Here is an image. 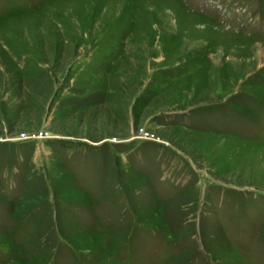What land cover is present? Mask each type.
I'll return each instance as SVG.
<instances>
[{
  "label": "rangeland",
  "instance_id": "rangeland-1",
  "mask_svg": "<svg viewBox=\"0 0 264 264\" xmlns=\"http://www.w3.org/2000/svg\"><path fill=\"white\" fill-rule=\"evenodd\" d=\"M0 264H264V0H0Z\"/></svg>",
  "mask_w": 264,
  "mask_h": 264
}]
</instances>
